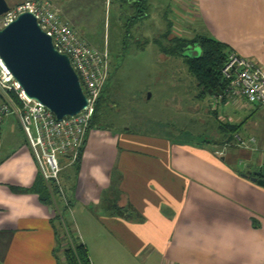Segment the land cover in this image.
<instances>
[{"label": "crops", "instance_id": "0c3cea01", "mask_svg": "<svg viewBox=\"0 0 264 264\" xmlns=\"http://www.w3.org/2000/svg\"><path fill=\"white\" fill-rule=\"evenodd\" d=\"M108 2L119 18L158 17L161 8V0ZM170 3L172 10L164 7L161 16L171 33L177 27L190 35L179 38L205 36L264 70V0ZM58 6L60 17L73 16L74 6L65 7L64 0ZM198 94L192 115L198 118L202 105L206 116L197 121L210 131L200 142L92 129L77 169L61 164L68 222L91 264H264V179L263 185L251 180L264 168V107ZM219 123L239 128L227 137ZM38 177L17 117H4L0 264H56L52 222L60 204L43 206L34 193L17 192Z\"/></svg>", "mask_w": 264, "mask_h": 264}, {"label": "rangeland", "instance_id": "374dc122", "mask_svg": "<svg viewBox=\"0 0 264 264\" xmlns=\"http://www.w3.org/2000/svg\"><path fill=\"white\" fill-rule=\"evenodd\" d=\"M4 1L12 7L25 0ZM83 1L64 0L65 7L71 5L74 8L71 11L73 16L62 20H66L91 47L105 49L110 60L109 78L90 130L115 133L127 129L187 143L200 142L208 137L210 131L197 121L206 116L203 115V106L199 107L198 118L192 115L191 105L198 89L183 60L159 54L153 43V39H159L160 32L166 29L161 15L164 7L170 6L169 10L174 7L170 0L159 2L158 17L153 13L149 19L135 20L137 25L134 28L126 26L128 18L116 17L113 4L108 0L104 4L102 0ZM53 4L60 12L58 0H53ZM165 14L168 18L169 13L165 11ZM175 36L190 37L177 27L170 35ZM57 203L59 207L63 205ZM70 217L67 213L68 220Z\"/></svg>", "mask_w": 264, "mask_h": 264}, {"label": "built area", "instance_id": "2783aa9c", "mask_svg": "<svg viewBox=\"0 0 264 264\" xmlns=\"http://www.w3.org/2000/svg\"><path fill=\"white\" fill-rule=\"evenodd\" d=\"M25 12L33 15L39 29L50 38L55 51L68 58L86 98V107L75 116L57 121L45 107L25 98L0 63V125L8 115L17 117L41 178L57 186L60 200L67 206L59 184L61 162H65L64 167L71 166L83 148L96 101L106 83L110 60L105 49L91 47L67 21L62 20L52 0H25L10 8L0 17V29ZM220 75L225 82L222 94L227 98L264 107L263 69L235 53H229Z\"/></svg>", "mask_w": 264, "mask_h": 264}, {"label": "water", "instance_id": "95a60500", "mask_svg": "<svg viewBox=\"0 0 264 264\" xmlns=\"http://www.w3.org/2000/svg\"><path fill=\"white\" fill-rule=\"evenodd\" d=\"M9 9L0 0V17ZM198 56V48L183 54L187 58ZM0 63L25 98L45 107L57 121L75 116L86 107V98L68 58L55 51L50 38L39 29L30 13L19 14L0 29ZM251 175L253 182L263 185L264 168Z\"/></svg>", "mask_w": 264, "mask_h": 264}, {"label": "trees", "instance_id": "16d2710c", "mask_svg": "<svg viewBox=\"0 0 264 264\" xmlns=\"http://www.w3.org/2000/svg\"><path fill=\"white\" fill-rule=\"evenodd\" d=\"M64 18L66 19V17ZM132 20L139 19L128 18V22H131ZM125 34H127V32ZM170 35L171 26L168 24L165 31L159 36V39H153V43L157 47L159 54L166 57H178L183 60L182 62L186 66L188 75L192 78V80H194L196 88L198 89L199 98L205 97L208 93H223L225 89V82L221 79L220 71L226 61L227 55L230 53L227 48L221 43L201 35H194L190 39L170 37ZM194 48L199 49V56L197 58L183 57L185 51ZM108 78L109 72L101 93L104 91ZM100 96L96 101L94 113L88 130L92 128L94 118L98 112L97 105L100 100ZM11 97L18 105L19 103L13 95H11ZM217 128L220 134L231 137L236 133L239 126L219 123ZM208 143L213 144L210 142ZM81 152L82 149L78 154L77 160L71 165L75 170L78 167ZM17 192L34 193L37 196L39 203L47 207L54 205L57 206V202L60 201L57 186L53 183H46L41 179V177H38L33 187L29 189H20ZM67 209L68 206L65 205L58 207L55 211V216L52 222L55 235V248L53 249V256L56 264H91L86 247L79 241L76 234H74L71 230V225L67 219Z\"/></svg>", "mask_w": 264, "mask_h": 264}]
</instances>
